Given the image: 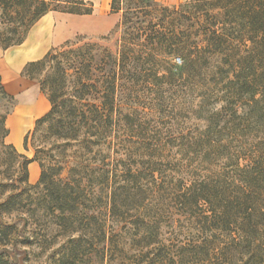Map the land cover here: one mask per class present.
<instances>
[{"label": "rangeland", "instance_id": "1", "mask_svg": "<svg viewBox=\"0 0 264 264\" xmlns=\"http://www.w3.org/2000/svg\"><path fill=\"white\" fill-rule=\"evenodd\" d=\"M75 1L61 6L79 12L65 13H93ZM192 1L119 0L118 12L110 1L111 28L52 46L67 77L47 119L49 65L29 78L28 62L0 53V256L10 264H168L198 236L183 203L191 184L264 154V103H234L235 69L201 52ZM253 64L260 86L264 64Z\"/></svg>", "mask_w": 264, "mask_h": 264}, {"label": "trees", "instance_id": "2", "mask_svg": "<svg viewBox=\"0 0 264 264\" xmlns=\"http://www.w3.org/2000/svg\"><path fill=\"white\" fill-rule=\"evenodd\" d=\"M118 2L111 0L114 12L121 10ZM65 3L66 0H0V47L7 50L22 44L30 29L49 11L79 12L75 8L62 7ZM73 5H85V2L75 1ZM188 5L190 3L182 8ZM189 7V15H197L208 39L200 48L201 52L219 56L223 64L235 69V78L229 82L236 92L233 94L234 98L237 97L234 103L238 105L239 98L244 100L247 97L246 103L254 111L264 103V81L255 86L247 71L255 60L260 59L264 64V0H193ZM89 8L85 13H91L92 7ZM202 16L214 19V22H206ZM247 41L253 47L242 54L240 44L247 47ZM234 44L238 45L232 46ZM126 48L123 46L120 50L123 61ZM203 53L199 57L205 60L207 56ZM62 59L61 52L50 50L42 59L28 62L22 71L23 75L36 78L35 72L42 68L44 71L49 65L50 70H45L41 88L49 90L52 109L44 119L58 104L64 103V100L58 101L55 90L60 86L61 70L62 79L67 77ZM248 157L249 162L236 165L232 176L224 173L210 181L193 182L184 193L183 203L193 204L196 209L194 217L198 236L196 240L181 244L178 258L168 264H264V154L257 158ZM0 264L10 263L0 256Z\"/></svg>", "mask_w": 264, "mask_h": 264}, {"label": "crops", "instance_id": "3", "mask_svg": "<svg viewBox=\"0 0 264 264\" xmlns=\"http://www.w3.org/2000/svg\"><path fill=\"white\" fill-rule=\"evenodd\" d=\"M82 1V0H81ZM111 0H83L93 8L92 14H69L60 11H49L30 29L25 41L12 46L7 51L22 58L27 63L42 57L52 47L70 39L79 31L103 32L112 26V20L105 19L103 9ZM176 4L183 0H162ZM3 49L0 47V53ZM38 54V55H37Z\"/></svg>", "mask_w": 264, "mask_h": 264}, {"label": "bare ground", "instance_id": "4", "mask_svg": "<svg viewBox=\"0 0 264 264\" xmlns=\"http://www.w3.org/2000/svg\"><path fill=\"white\" fill-rule=\"evenodd\" d=\"M10 56H11V54H10ZM10 56H9V57H10ZM10 58H12V57H10ZM15 59H16V58H15ZM34 112H35V108L32 110V113H34ZM18 130H19V129L16 130L17 135L19 134V131H18Z\"/></svg>", "mask_w": 264, "mask_h": 264}]
</instances>
